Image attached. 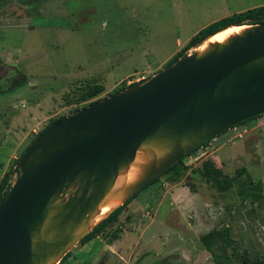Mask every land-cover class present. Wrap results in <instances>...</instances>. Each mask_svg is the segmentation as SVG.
Returning <instances> with one entry per match:
<instances>
[{
    "label": "rangeland",
    "instance_id": "rangeland-1",
    "mask_svg": "<svg viewBox=\"0 0 264 264\" xmlns=\"http://www.w3.org/2000/svg\"><path fill=\"white\" fill-rule=\"evenodd\" d=\"M263 4L0 0V180L50 121L147 80L206 25ZM87 84L104 90L76 102ZM216 137L183 158L185 169L139 190L116 222L76 243L59 264H215L200 237L222 226L250 261L264 260V114ZM207 159L220 164L223 175L245 172L221 191L200 175ZM145 228L144 235L154 232L148 239L140 236ZM126 236L120 249L110 246Z\"/></svg>",
    "mask_w": 264,
    "mask_h": 264
},
{
    "label": "water",
    "instance_id": "water-1",
    "mask_svg": "<svg viewBox=\"0 0 264 264\" xmlns=\"http://www.w3.org/2000/svg\"><path fill=\"white\" fill-rule=\"evenodd\" d=\"M195 50L51 123L10 172L0 200V264H58L97 223L166 169L240 122L264 114V23ZM190 48V49H191ZM189 49V50H190ZM138 178L97 223L137 152ZM13 178V179H12Z\"/></svg>",
    "mask_w": 264,
    "mask_h": 264
},
{
    "label": "trees",
    "instance_id": "trees-1",
    "mask_svg": "<svg viewBox=\"0 0 264 264\" xmlns=\"http://www.w3.org/2000/svg\"><path fill=\"white\" fill-rule=\"evenodd\" d=\"M261 23H264V4L260 5V6L253 7V8L246 9L244 11H241V12L229 15V16H225V17L220 18L216 21H213L210 24L203 27L202 29H200L198 32H196L187 41V43L184 45V47L180 51L177 52V54L173 57V59H171L166 64V66L172 64L178 58L184 56L187 53V51L191 47H193L197 42L201 41L205 37L217 32L223 28H226V27L232 26V25L261 24ZM121 89H124V87L120 88L119 90H121ZM103 90H104L103 85L87 84L85 89L81 92L80 96L76 99V102H81V101H85V100H89L91 98H94L97 95H99ZM64 116H60V117L50 121L46 125V127L48 125H50L51 123H53V122L59 120L60 118L64 117ZM257 117H259V116L253 117L251 119H254ZM248 120H250V119H248ZM246 121L240 122L239 124H242ZM208 142H206L205 144H207ZM195 150H193V151H195ZM24 151L22 152V154L24 153ZM192 152H190L188 155H190ZM21 155L15 160V162L18 161V159L21 157ZM182 160H183V158L180 159L177 163H175L171 167H169L168 169H166L158 177L154 178L152 181H150L148 184H146L142 189H144L147 186H149L150 184L156 182L158 180V178L163 174H166L169 172L178 173L179 171H181V169H185L186 167L183 165ZM199 172H200V175L202 176V178H204L206 180H210L211 182L216 184L217 187L221 191H225L233 185V183L240 176V174L245 172V168L241 167L235 171V175L227 176V175L222 174L221 168L216 167L215 163L211 159H207V160L202 162ZM10 186H11V177H10V171H8L3 175V177L0 180V200L7 194ZM136 194L137 193H135L127 201H125L122 205L118 206L111 213H109V215L107 217H105L103 220H101L99 223H97L87 234H85L80 239L79 243H81V244L87 243L89 240L99 236L101 234V232L103 231V229L109 223L116 222L121 211L124 208V205L126 203L130 202V200L133 197H135ZM116 236H117V231L115 230L111 233V235L109 237L114 239V238H116ZM200 242L203 245V247L211 254V258L215 264H232V259L239 260L241 262V264H264V260H262V259L250 261L246 257V251H240L239 250L237 243L232 238V236L230 234V230L227 226H222L220 228H213V229L209 230L207 233L201 235ZM67 257H68V253H66L61 260H65Z\"/></svg>",
    "mask_w": 264,
    "mask_h": 264
},
{
    "label": "bare ground",
    "instance_id": "bare-ground-1",
    "mask_svg": "<svg viewBox=\"0 0 264 264\" xmlns=\"http://www.w3.org/2000/svg\"><path fill=\"white\" fill-rule=\"evenodd\" d=\"M245 27L246 26L228 27L224 30H221L215 33L214 35L206 39L202 44L204 45L207 41H209L210 43L211 42H222L225 39H227L230 35L240 32ZM201 45L197 48L198 51H201L206 48L205 45L204 46H201ZM145 162H146V155L140 151L137 152L136 157L134 161L131 163V165L129 166V168L119 173L114 187L112 188V190L107 196L109 197L108 200L105 203L100 205L98 214L96 215L93 223L99 222L101 219H103L107 215V213L111 209L119 205L120 203L119 199L114 198L113 196L116 194H119L126 185H128L129 183H132L138 178L139 174L141 173V168Z\"/></svg>",
    "mask_w": 264,
    "mask_h": 264
},
{
    "label": "crops",
    "instance_id": "crops-1",
    "mask_svg": "<svg viewBox=\"0 0 264 264\" xmlns=\"http://www.w3.org/2000/svg\"><path fill=\"white\" fill-rule=\"evenodd\" d=\"M216 138H217V137L213 138L212 140H215ZM212 140H211V141H212ZM215 164H216L217 166H221L220 164L218 165L216 162H215ZM154 188H155V191H156L157 187H154ZM155 191H151L150 194L148 195V198L152 197V193L154 194ZM149 229H150V228H148V229L145 228V229L142 230V232H141V234H140L141 238H145V237L147 236V235H144V233L147 232ZM153 233H154V232L151 233V236H152ZM151 236L148 235L146 238L148 239V238H150ZM128 239H129V238H128L127 236H126V237H123L122 239H119V241H117V242H113L110 246H113V247H115V248H116V247H119V249H120V246H122V244H125V242L128 241ZM147 239H145V240H147ZM154 240H155V239H154ZM154 240H153V241H154ZM69 261H71V260L69 259ZM69 261H68V262H69Z\"/></svg>",
    "mask_w": 264,
    "mask_h": 264
},
{
    "label": "flooded vegetation",
    "instance_id": "flooded-vegetation-1",
    "mask_svg": "<svg viewBox=\"0 0 264 264\" xmlns=\"http://www.w3.org/2000/svg\"><path fill=\"white\" fill-rule=\"evenodd\" d=\"M234 128V127H233ZM209 142H211V141H209Z\"/></svg>",
    "mask_w": 264,
    "mask_h": 264
},
{
    "label": "built area",
    "instance_id": "built-area-1",
    "mask_svg": "<svg viewBox=\"0 0 264 264\" xmlns=\"http://www.w3.org/2000/svg\"><path fill=\"white\" fill-rule=\"evenodd\" d=\"M59 264V263H58Z\"/></svg>",
    "mask_w": 264,
    "mask_h": 264
}]
</instances>
